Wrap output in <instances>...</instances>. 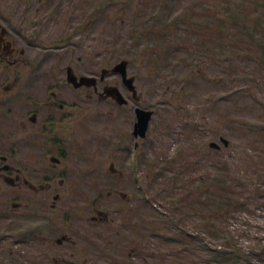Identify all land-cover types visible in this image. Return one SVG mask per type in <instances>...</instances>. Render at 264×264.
Segmentation results:
<instances>
[{"label": "rangeland", "instance_id": "obj_1", "mask_svg": "<svg viewBox=\"0 0 264 264\" xmlns=\"http://www.w3.org/2000/svg\"><path fill=\"white\" fill-rule=\"evenodd\" d=\"M40 1L45 3L43 13L50 15L55 12L58 17L59 25L49 24L48 30L64 27L76 31L73 40L77 42V47H73L69 55L71 59L77 57V61H73L77 63L79 72L86 71L97 79L100 69H110L121 60H125L127 61L126 76L134 78L133 85L139 93L136 103L126 95L127 105L123 110L124 115L119 120L116 114L115 122L106 116L108 107L104 104L93 108L92 125L95 133L105 137V130L113 126L119 127L124 133L125 156L114 167L126 176L123 185L119 187L123 188L119 189L120 192L132 196H129V200L125 202L117 196L110 194L106 196L102 193L103 188L113 190V187L109 185L111 176L106 175L108 166L106 153L97 152L94 154V174H98L92 179L93 191H88V187L84 188L80 192L83 198L74 197V199L78 205L83 204L84 200L92 201L97 211L107 214V221L104 222L107 225L113 226L110 224L111 220L116 222L118 216L123 218L124 222H136L131 227L129 224L123 227L116 226L114 230L122 232L120 235L113 234L100 239L94 235L92 240L96 245L94 247L104 249L106 259L101 260L93 253V263L139 264V258L127 260L124 255L127 246L140 242L141 260L144 264H185V261L178 257L177 251H174L177 250L176 245L165 242L163 244L157 241L156 237L151 240L146 229L148 224H152L151 222L158 225L161 219L170 218L168 214L176 217L178 213L191 216L190 219L184 216L182 221L185 223L194 222L193 224L201 225L208 221L209 224L224 227L217 229L224 230V235L229 232L235 245L244 250L256 252L264 247V65L258 62L257 46L249 44L239 47L242 44L238 43L235 46L213 49L216 53L205 60V69L202 73L204 78L187 74L189 64L186 66L182 63L185 55L179 52L172 53L168 63L166 62L169 64L168 67H160L156 70L148 63L151 62V55L147 52L143 53V48L149 43L139 36L146 25L150 24L149 16L160 13L156 0H150L151 2L133 0L135 3L132 4L130 0ZM136 1L140 3L137 4ZM170 1V12H166L168 18L187 17V14H191L188 22L193 20L192 24L197 28L205 24H217L218 18L224 16L221 15L224 11L225 15H233L238 19L233 31L242 40H249L242 34L247 31L246 33H251L253 41L264 42V0ZM9 2L11 0H0V8L3 6L5 8ZM64 2L65 6L60 10L55 8L56 3L61 6ZM121 4L126 6L118 8ZM213 8L214 11H220V14L207 11H212ZM85 19H88L90 28L88 27V31L86 29L81 31L78 28L82 23L86 26L83 22ZM62 21L65 22L64 26ZM251 23H257L256 28ZM177 28L182 30L183 25L179 23ZM59 52L61 51H51L56 56ZM179 56H183L180 63H178ZM166 73L170 74L171 79L178 80V84L174 81L170 85L173 89L179 90L181 95L176 94L175 97L170 98L160 91L159 85L167 81L165 79H169V76L165 77ZM162 74L164 76H161ZM118 79V75L110 73L106 80L116 83ZM134 107L153 111V114L150 111L151 116L142 140H132L131 137L135 123L132 112ZM182 123L185 125L184 130ZM191 127L193 129L189 132ZM219 138L228 142L227 147L222 148L218 142ZM104 142L105 138L99 140L100 144ZM133 142L138 143L136 151L132 148ZM209 142L215 143L218 149L216 151L209 149L207 147ZM225 169L227 171L229 169L230 173ZM210 175H221L224 181L220 182L223 191H217L216 194L224 196L225 191L232 188L239 196L240 193L243 195L244 191L249 196L250 203L245 209L235 214L233 218H228L225 224L205 218V216L207 218L214 216L213 206L203 210L204 204L206 207L210 204V199L207 197L209 189L207 186L213 183ZM173 177L175 180H171ZM244 177L251 179L247 188L243 185ZM134 178L137 182H141L138 196H133L138 191ZM231 179L234 180L230 181ZM198 182H201V185H198ZM229 182L230 185H227ZM202 183L204 187L198 192L197 189L202 188ZM165 184L172 185V189L161 190V186ZM182 194H186L185 198L174 202ZM239 196H237L238 200L241 198ZM199 202H202L201 205H197ZM190 204L194 205L198 213L191 214L184 208ZM88 211L79 213L82 216L80 222L88 224L91 217H97L96 212ZM164 215L166 218H162ZM177 217L180 219L183 216ZM104 226L106 225H98L101 228ZM109 231L108 228H104L103 234L108 236ZM134 231L136 234H133ZM197 237H204L209 247L218 246L222 242L221 238L202 232L188 243L187 246L192 250L200 243ZM113 239L117 242L119 239L123 241L115 243L116 246L111 248L107 242H112ZM50 241L51 238H48L47 246L51 245ZM185 254L187 255V252ZM107 255L110 258H107ZM188 256L194 259L193 256Z\"/></svg>", "mask_w": 264, "mask_h": 264}, {"label": "flooded vegetation", "instance_id": "obj_2", "mask_svg": "<svg viewBox=\"0 0 264 264\" xmlns=\"http://www.w3.org/2000/svg\"><path fill=\"white\" fill-rule=\"evenodd\" d=\"M44 6L40 0H11L0 8V264H94L93 253L106 259L104 249L94 247V235L99 239L120 235L116 226L131 227L136 222H124L118 216L116 222L111 220L113 226L107 225V214L97 211L92 201L78 205L74 199L83 198L80 192L84 188L93 191L97 152L106 153V175L112 177L109 185L113 190L103 188L102 193L125 202L132 196L120 192L126 176L114 167L125 156L124 133L115 126L105 130V137L95 133L93 108L104 104L106 116L115 122L116 114L119 120L124 115L126 95L136 103L139 93L134 78L126 76L132 80L127 86L112 71L114 66L100 69L97 79L79 72L73 61L77 57L69 55L77 47L73 40L76 31L65 29L64 21L63 29L48 30L49 24L58 26L59 22L55 12L43 13ZM54 6L60 10L65 2ZM85 21L86 26L82 23L79 30L88 31L90 24ZM53 50L61 52L56 56ZM110 73L118 75L116 83L106 80ZM114 94L124 103H118ZM135 108L139 107L132 109L133 114ZM132 132V140H142ZM103 138L105 142L100 144ZM137 146L132 143L133 150ZM134 184L138 191L133 196H138L141 182L134 178ZM86 210L97 215L88 224L79 221V213ZM100 224L106 226L98 227ZM104 228L110 230L108 236L103 234ZM119 242L107 243L113 248ZM141 256L140 242L125 248L127 260L139 258V264H144Z\"/></svg>", "mask_w": 264, "mask_h": 264}, {"label": "trees", "instance_id": "obj_3", "mask_svg": "<svg viewBox=\"0 0 264 264\" xmlns=\"http://www.w3.org/2000/svg\"><path fill=\"white\" fill-rule=\"evenodd\" d=\"M156 1L157 9L160 11V13H155L154 16H149L148 23L150 24H147L143 30V33L139 35L145 38L146 42L149 43L148 46L143 48V53L147 52L148 55H151V62L148 63L153 66L154 69L158 70L160 67H168V59H170L172 53L179 52L182 53L183 56L185 55V57L182 59V63H184L186 66L189 64L187 74L190 76L194 75L199 78H204L202 73H204L205 69V60L210 59V57H212L211 54L216 53L213 51V49H220V47L222 48L224 46H235L238 43L242 44L239 47L255 44L258 48V62L264 65V42L262 40L253 41L251 33H246L247 31L242 34L247 36L249 40H242V38L238 36L235 31H233L235 30L234 26H236V21L238 20L237 18H234L233 15L227 16L224 14V11H222L221 15L223 14L224 16H222V18H218L219 20L217 24H205L203 27L198 26L196 28V26H193L192 24L193 20L188 22L189 15L191 14H187V17L174 16L168 18L169 16L166 14V12H170L171 1ZM129 2L131 4L135 3L133 0H130ZM136 2L137 4L140 3V1ZM125 6L126 4H121L118 6V8ZM214 10L215 9L213 8L212 11H207L213 12L214 14H220V11ZM179 23L183 25L182 30L177 28ZM251 25L256 28L257 23H251ZM182 57L179 56L178 63H180ZM161 76H164V74ZM168 76L169 79H165L167 81L159 85L161 88L160 91H162L164 96L167 94V96H170V98L175 97L176 94L181 95L179 90L173 89L172 85H170L174 81L176 84H178V80L176 78L171 79L170 74L166 73L165 77ZM183 83L184 81H182V84ZM182 128L183 130L185 129V125L183 123ZM192 129L193 127L189 129V132L192 131ZM194 129L196 128L194 127ZM227 172H229V169ZM210 176L213 180L212 185L207 186L209 188L207 197L210 199V204L207 207L206 204H204L205 207H203V210L213 206L212 208H214V216L211 218H207L205 216V218L209 221H215L218 223L221 222L225 224V221L228 218H233L235 214H238V212L241 213V211L245 209V206L250 203L249 196L246 194V191H244L243 195L240 193L241 198L238 200L237 196L239 195L235 194L233 189L229 188L228 186L227 187L229 189L225 191L226 193H224V196L223 194H216L217 191H223V185L220 182L224 181H222L221 175ZM225 177L227 176L225 175ZM171 180H175V178L173 177ZM233 180L234 179H231L230 181ZM250 183L251 179L244 177L243 185L246 188L250 185ZM197 184L201 185V182H198ZM227 185H230V182L227 183ZM172 187V185L165 184L161 186V190L170 191ZM203 187L204 183H202V188L197 189V191L200 192ZM185 193L187 194L188 191L186 190ZM186 194L179 195V197L176 198L174 202L183 200ZM223 197L225 198L224 200ZM201 203L202 202H199L197 205H201ZM184 208H186L191 214L195 212L198 213V210H196L192 204L186 205ZM168 215H170V218L166 220L161 219L158 221V225H156L155 222H151L152 224L147 225L146 229L149 232L148 238L152 240L153 237H156L157 241L163 244L165 242V244L171 243L174 244V246L176 245L177 250L174 251H177L176 253L178 254V257L185 261V264H264V247H261L259 251L256 252L244 250L238 245H235V241L228 231V234L224 235V230H219L223 229L224 227L220 228L216 225L209 224L208 221L201 225H199V223L193 224L194 222L185 223L182 221V219L185 217L190 219L191 216L185 215L184 213H178L176 214V217L171 214ZM179 215H182L183 217L179 219L177 217ZM162 218H166V216L164 215ZM198 218L201 219V217ZM173 219L174 221H170ZM217 227L219 229H217ZM202 232H207L213 235L215 238H221V244L218 246L209 247L205 242L206 240L204 237H197L200 240L199 245L194 250L190 249L187 246L190 240H193L196 238V235L202 234ZM186 252L187 255L185 254ZM180 253H183V255ZM188 255L193 256L195 260L189 258Z\"/></svg>", "mask_w": 264, "mask_h": 264}, {"label": "water", "instance_id": "obj_4", "mask_svg": "<svg viewBox=\"0 0 264 264\" xmlns=\"http://www.w3.org/2000/svg\"><path fill=\"white\" fill-rule=\"evenodd\" d=\"M125 66H126V62L122 60L112 68V71L118 73L121 76L123 82H125V84H127V86H130V83L132 80H131V78H125L126 77ZM112 97L115 100H117L118 103H120V104L124 103V100L121 99L118 94H114ZM134 116H135V123L133 124L132 135L134 137L143 138L145 135L146 128H147V124H148L150 116H151V112L145 111V110H142L139 108H135L134 109ZM218 142L222 145V147L227 146V141L223 138H219ZM207 147L210 149H218V146L213 142L208 143Z\"/></svg>", "mask_w": 264, "mask_h": 264}]
</instances>
